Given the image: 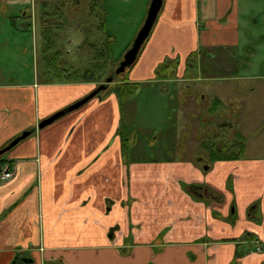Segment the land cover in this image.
<instances>
[{"label": "crops", "instance_id": "crops-1", "mask_svg": "<svg viewBox=\"0 0 264 264\" xmlns=\"http://www.w3.org/2000/svg\"><path fill=\"white\" fill-rule=\"evenodd\" d=\"M248 1H162L154 37L146 38L150 64L128 78L148 90L173 87L158 95L161 104L172 98V123L160 109L152 114L160 125L149 118L144 127L158 132L149 138L157 157L144 154L149 151L139 141L122 149L127 141L118 135L121 110L112 92L37 128L88 95L93 81L52 84L33 71L32 81L0 84V148L35 128L0 162L13 167L12 177L0 182V264H264V122L256 121V105L241 95L235 73L213 74L214 67L199 69L218 82L206 113H199L191 96L199 114L185 121L179 102L195 81L192 70L186 74L191 51L181 42L224 63L240 45H251L247 37L241 44L240 30L251 2L258 6L259 0L244 9ZM101 2L94 9H104ZM26 3L7 2L19 5L20 17L28 13ZM80 4L72 2L68 13L83 11ZM167 55L179 59L175 77L156 79L157 64ZM248 87L245 92L254 94L257 87ZM258 89L264 93V82ZM221 108L233 119L219 121Z\"/></svg>", "mask_w": 264, "mask_h": 264}, {"label": "rangeland", "instance_id": "rangeland-1", "mask_svg": "<svg viewBox=\"0 0 264 264\" xmlns=\"http://www.w3.org/2000/svg\"><path fill=\"white\" fill-rule=\"evenodd\" d=\"M9 1L10 0H1L0 3L1 85L32 81L33 71H37L38 76L44 78L39 80L49 81L52 84L64 83V80L66 79L64 78L65 76L68 79H72L71 77L73 76L77 77L83 75V72L81 71L79 73H74L73 71L79 70L84 65L85 58L90 55V51L88 48L78 46V42L80 39L84 38L93 43L97 41L99 37L104 35V33L98 32L97 30V20L99 18L98 13L102 11L106 16L107 30L111 35L109 38L112 40L110 56L107 59L105 58L106 60L103 59L105 62L103 69L98 71L91 70L89 74L96 75L100 77V79L106 78L108 72L114 68L115 62L118 59L120 60L126 49L129 48L128 46L131 45L138 29L143 24L150 0H101L104 9L102 6H100V8L99 5L94 9L93 5L95 4V1L98 0H14L23 3L28 2L24 6V8L29 7L28 13L25 17L19 16L17 12L19 5H8L7 2ZM74 1H80L83 8L82 13L77 12L75 15L76 26L72 25L74 22L70 24L71 21H69V23L66 21L55 23L53 26L47 24L48 22L45 21V12H47V14L48 12L49 14H53L55 12L54 10L59 7V10L62 13L61 16L65 18L64 14H68L69 6ZM258 2V6H256L257 4L253 1L250 5V0L246 5H242L245 9L249 4L250 9H252L250 11L252 12L244 17V20H247V24L243 25V28L240 30L242 36L241 44L246 41L244 38L247 37L252 39L251 45H244L243 47L240 45L234 54H228L224 63L210 57V52H207L206 55V50H202V53L200 54L198 48L194 50L191 49L188 40L181 42V48L185 46L186 52L191 51L190 53L188 52L189 57L191 56L197 61V70L194 68L192 71L195 81H192L189 90H182V100L179 101L181 116L185 121H193L195 117H198L199 113L203 116L206 113L204 109L211 104V100L214 96L213 90L218 91V89H216V83L218 82L208 79L206 73L201 76L199 70L201 67L205 70L217 68L214 69L213 74H224L228 72L235 73V76L239 79L234 81V83L241 88L242 94H240H244L243 97H245L247 101H250L251 104L253 101V105H256L258 112L255 115L258 116L256 117L257 120H255L258 122H264V117H260V111L262 109L263 112H261V114L264 116V93H260L258 89V84L264 82V80L255 78L261 75L264 76V5L260 4V0L257 1V3ZM5 7L8 9L4 10ZM12 16L14 17L16 24L9 25V19ZM31 25H33V30L31 29ZM35 26L37 28H35ZM85 27L88 28V31L84 33L82 30H84ZM155 27L156 26L150 31L152 38L155 34ZM35 30H37V32ZM31 31L33 32L31 33ZM40 31L45 39H42L40 36ZM151 35H149V37ZM97 42L95 51H99V47L102 46L99 41ZM148 44L149 40L145 39L134 64L119 73V79L125 78L128 80L130 77L138 76V73L146 67L147 63H149L147 57L152 55V53H150L151 48L146 52ZM59 48L60 50L54 54L55 49ZM54 55H56L57 59L50 60ZM199 55H202L201 62ZM231 55H233V57H231ZM189 57L186 56V58ZM161 58L163 61L168 59L177 62V64L179 60L177 57L173 58L169 55L165 57L162 56ZM118 63H116V66ZM161 63L162 61L159 62L157 66ZM195 71L197 72L194 73ZM249 84L253 87H257L254 94L251 92H245V89L249 88ZM112 86L114 85L112 84L110 88H112ZM242 87H244V89H242ZM171 88L173 87L170 86L169 88L165 84L163 86L154 85L151 90H148L144 89V86L142 88V85H140L135 99H126L123 100V102L118 101L122 118V125L120 128L130 137L127 140L128 146L139 141V146H144L147 151H149L147 152L148 154H144L150 157H157L158 153L150 148L152 141L149 138H152V135H156L158 132L157 130L146 131L145 128L148 127V124L150 123L149 120H147L149 118H153L152 121L154 125H160V120H158L159 116L152 115L156 110L161 109L162 114H164L163 119L166 122H169V124L174 120L172 112L174 111L175 104H173L172 98L168 99L167 97L166 102L161 104L159 100L160 96H158L159 94L167 93ZM112 93L116 96L115 92ZM191 96H193L199 104L197 105L198 107H196L199 109V113H196V110L192 109L193 105L191 101L192 99H190ZM257 102L260 103V111ZM222 109L223 108L219 109V111L215 113L217 118H219V121L224 119V116L226 117L229 115L230 119H233L232 113L224 112ZM190 112L195 113L191 118L188 116V114H191ZM251 118L253 120L252 116ZM129 131L130 134L128 135L127 132ZM135 139L136 141H134ZM11 150L12 149L6 151L3 156H6Z\"/></svg>", "mask_w": 264, "mask_h": 264}, {"label": "trees", "instance_id": "trees-1", "mask_svg": "<svg viewBox=\"0 0 264 264\" xmlns=\"http://www.w3.org/2000/svg\"><path fill=\"white\" fill-rule=\"evenodd\" d=\"M97 25H98L97 26L98 32L104 33L102 37H99L98 40L96 39L97 41H99L100 44H102V46L99 47V51H95L96 45L98 42L95 41L93 43H90L88 47V50L90 51V55L87 58H85L84 65L79 70L73 71L74 73H79L81 71L83 72V75H79L80 78H72V79H68L65 76L64 78L66 79L64 80V82L93 81L96 83V86H98L99 84L105 83L106 78L108 76H112V80L109 83H107L106 88L98 93L99 97H101L103 94L115 92L118 100L121 102H123V100H126V99L127 100H130L131 98L135 99L137 90L141 84L139 82L128 81L125 78H122V79L118 78L120 74H115L114 68L116 66V63H118L119 59L115 62L114 68L108 72V76L106 78L100 79V77L96 75L89 74L91 70L98 71V70L103 69L105 66V62L103 61V59L106 60L110 56V46H111L112 40H110L109 38L111 35L107 30L106 16L104 14H101L99 16L97 20ZM52 58H53L52 60H56L54 56ZM187 65L189 67H192L191 70L193 71L194 69L193 67H195V63L192 62L191 56L188 58ZM176 68H177V62L175 61L173 62L172 60H168V59L164 60L161 64H159L156 67V70H155L156 79H160V80L173 79L175 77L174 75L176 72ZM112 84L114 86L110 88ZM121 125L122 124H120V127ZM120 127L118 129V135H120V137L122 138V142H124L125 144V141H127L128 138H127L126 133L123 132ZM123 147H124V151L131 150V147H128V145L126 147L125 145H122V149ZM124 155H125V159H128L127 157L128 155L126 154V152ZM2 161H4L3 155H0V162ZM124 163L130 164L129 162H124Z\"/></svg>", "mask_w": 264, "mask_h": 264}, {"label": "water", "instance_id": "water-1", "mask_svg": "<svg viewBox=\"0 0 264 264\" xmlns=\"http://www.w3.org/2000/svg\"><path fill=\"white\" fill-rule=\"evenodd\" d=\"M162 1L163 0H150L148 8H147V13H146L145 19L143 21V24L138 29L135 37L132 40L131 45L125 51L122 59L119 61L118 66L115 69V73L119 74V73L123 72L126 67L131 66L134 63V61L136 60V58L138 56V52H139L143 42L145 41V39L149 35L150 30L153 26V23H154L157 15H158V12H159L161 5H162ZM111 80H112V76H108L106 78L105 83H102V84H99L98 86H96L95 89H93L88 95H86L82 99H80L77 102L71 104L70 106L63 108L62 110H59V111L51 114L50 116L42 119L37 124V128L38 129L44 128L45 126L51 124L56 119H58L59 117H61L65 113H67L68 111L77 108L78 106H80L83 103H85L86 101H88L90 98L98 95V93L100 91H102L103 89L106 88L107 83H109ZM34 130H35V128L22 131L21 134H19L14 139H12L6 146H4L3 148H0V155L4 154L6 151H8L10 148H12L14 145H16L18 142H20L21 140H23L24 138L29 136Z\"/></svg>", "mask_w": 264, "mask_h": 264}, {"label": "flooded vegetation", "instance_id": "flooded-vegetation-1", "mask_svg": "<svg viewBox=\"0 0 264 264\" xmlns=\"http://www.w3.org/2000/svg\"><path fill=\"white\" fill-rule=\"evenodd\" d=\"M70 7V6H69ZM55 12L53 13V14H49V12H48V14H47V12H45V21L46 22H48L47 24H49V25H51V26H53L55 23H60V22H63V21H66V22H68L69 23V21H71L70 22V24H72L73 22H74V24H72L73 26H76V22H75V15H76V13L77 12H74V11H72V12H70V13H68V14H64V16H65V18H63L62 16H61V11L58 9H56V10H54ZM68 11H69V9H68ZM83 11H81V12H78V13H82ZM65 19V20H64ZM35 28H37V27H35ZM84 33L85 32H87L88 31V28L87 27H85L84 28V30H82ZM90 43L91 42H89V41H86V39H84V38H82V39H80V41L78 42V46H83V47H86V48H88L89 47V45H90ZM60 50V48L59 49H55V52H54V54H56L58 51ZM54 57H55V59H57L56 58V55H54ZM123 57V56H122ZM122 57H121V59H122ZM53 58L51 57L50 58V60H52ZM120 59V60H121ZM119 60V61H120ZM134 64V63H133ZM132 64V65H133ZM188 64V60H187V63H186V74H192L191 73V68L187 65ZM131 65V66H132ZM118 66V65H117ZM116 66V67H117ZM131 66H129V67H131ZM116 67L114 68V72H115V69H116ZM127 68V67H126ZM125 68V69H126ZM115 74H117V73H115ZM137 127V126H136ZM133 131V130H132ZM127 134L129 135L130 134V131L129 132H127ZM131 136V135H130ZM127 138L129 139L130 137L129 136H127Z\"/></svg>", "mask_w": 264, "mask_h": 264}, {"label": "built area", "instance_id": "built-area-1", "mask_svg": "<svg viewBox=\"0 0 264 264\" xmlns=\"http://www.w3.org/2000/svg\"><path fill=\"white\" fill-rule=\"evenodd\" d=\"M13 175V167L9 162H3L0 166V181H6ZM257 251H261V246L257 244Z\"/></svg>", "mask_w": 264, "mask_h": 264}]
</instances>
